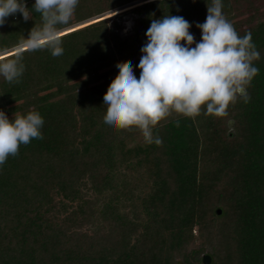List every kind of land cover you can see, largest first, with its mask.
<instances>
[{
	"label": "trees",
	"instance_id": "16d2710c",
	"mask_svg": "<svg viewBox=\"0 0 264 264\" xmlns=\"http://www.w3.org/2000/svg\"><path fill=\"white\" fill-rule=\"evenodd\" d=\"M26 4L31 19L0 26V58L25 65L20 83L0 77V110L45 123L0 167V264H264V0H222L260 53L250 102L230 106V124L173 113L153 131L159 146L104 123V95L119 62L139 79L153 19L183 16L200 42L212 0H79L58 57L29 51L42 20ZM127 12L138 17L123 34Z\"/></svg>",
	"mask_w": 264,
	"mask_h": 264
},
{
	"label": "clouds",
	"instance_id": "9594fccd",
	"mask_svg": "<svg viewBox=\"0 0 264 264\" xmlns=\"http://www.w3.org/2000/svg\"><path fill=\"white\" fill-rule=\"evenodd\" d=\"M78 4L79 0H35L31 9L41 14L42 23L31 30L29 51L48 49L53 57L63 55L58 26L70 23ZM222 9V0L207 4L206 21L196 25L202 30L200 42L183 16L153 19L141 49L139 79L130 61L117 64L119 73L103 99L104 123L115 130H139L146 143L158 146L162 139L153 131L173 113L193 120L201 114L213 115L230 124V106L238 99L251 100L248 88L259 73L253 62L260 53L252 33L240 36ZM17 13L25 21L33 17L26 0H0V26ZM22 59L21 55L0 58V77L10 84L20 83L25 72ZM44 123L36 111L9 119L0 110V167L19 154L21 145L43 139Z\"/></svg>",
	"mask_w": 264,
	"mask_h": 264
},
{
	"label": "rangeland",
	"instance_id": "374dc122",
	"mask_svg": "<svg viewBox=\"0 0 264 264\" xmlns=\"http://www.w3.org/2000/svg\"><path fill=\"white\" fill-rule=\"evenodd\" d=\"M127 9V8H125ZM124 10V9H123ZM121 10L117 11V12H112V13H108V14H105V17L107 16H110V15H114L118 12H120ZM138 16L132 12H127L125 15L123 16H116L115 19L118 23H120L122 26H123V30H122V33L123 34H128V33H131L132 30H133V24H134V21L135 19L137 18Z\"/></svg>",
	"mask_w": 264,
	"mask_h": 264
},
{
	"label": "water",
	"instance_id": "95a60500",
	"mask_svg": "<svg viewBox=\"0 0 264 264\" xmlns=\"http://www.w3.org/2000/svg\"><path fill=\"white\" fill-rule=\"evenodd\" d=\"M218 213H220V209L218 210ZM211 262V257L209 255H204L203 263L209 264Z\"/></svg>",
	"mask_w": 264,
	"mask_h": 264
}]
</instances>
